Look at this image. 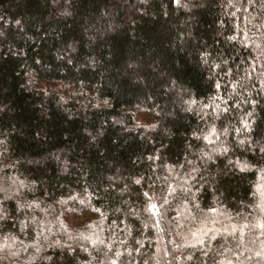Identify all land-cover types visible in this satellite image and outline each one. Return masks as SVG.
<instances>
[{
    "label": "trees",
    "instance_id": "1",
    "mask_svg": "<svg viewBox=\"0 0 264 264\" xmlns=\"http://www.w3.org/2000/svg\"><path fill=\"white\" fill-rule=\"evenodd\" d=\"M0 264H264V0H0Z\"/></svg>",
    "mask_w": 264,
    "mask_h": 264
},
{
    "label": "rangeland",
    "instance_id": "2",
    "mask_svg": "<svg viewBox=\"0 0 264 264\" xmlns=\"http://www.w3.org/2000/svg\"><path fill=\"white\" fill-rule=\"evenodd\" d=\"M225 133H226V131H225ZM209 155L211 156V151H210ZM54 225H55V224H54ZM196 244H197V243H196Z\"/></svg>",
    "mask_w": 264,
    "mask_h": 264
}]
</instances>
